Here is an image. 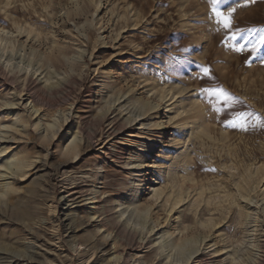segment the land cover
<instances>
[{"label": "rangeland", "instance_id": "374dc122", "mask_svg": "<svg viewBox=\"0 0 264 264\" xmlns=\"http://www.w3.org/2000/svg\"><path fill=\"white\" fill-rule=\"evenodd\" d=\"M226 5L236 9L232 30L264 28V0ZM218 28L208 0H0V132L11 136L9 155L18 151L33 162L13 181L14 190L0 195L1 264H114L119 253L124 264H205L195 249L223 247L221 264L233 254L243 258L239 264H251L264 229V128L241 131L225 121L240 111L264 117V64L259 54L233 51L230 33ZM30 75L37 86L27 84ZM9 76L14 85L4 80ZM217 86L242 103L214 112L213 98L202 89ZM17 95L29 109L16 110L24 114L23 128L7 104ZM32 107L38 111L29 116ZM155 110L165 139L147 152L144 137L161 132L146 129L155 128ZM37 114L43 126L52 125L54 137L36 129ZM66 115L89 138L76 157L60 153ZM184 122L189 127L181 137ZM111 143L126 150L111 158ZM7 153L0 156V174ZM130 154L135 159L125 170ZM144 159L153 167L142 173L145 185L130 202L124 194L137 183ZM39 160L48 165L44 175ZM63 162L67 183L111 191L112 214L135 232V241L101 239L105 226L98 230L101 216L93 212L106 195L66 198L65 176L56 169ZM30 189L37 195L27 218L20 213Z\"/></svg>", "mask_w": 264, "mask_h": 264}, {"label": "bare ground", "instance_id": "6f19581e", "mask_svg": "<svg viewBox=\"0 0 264 264\" xmlns=\"http://www.w3.org/2000/svg\"><path fill=\"white\" fill-rule=\"evenodd\" d=\"M32 75L29 76V79L28 80V83L29 86L30 85H33L34 87L37 86L38 82H37V79H33L31 77ZM104 77L101 78L99 81L100 82H105L104 81ZM4 80H7L10 84L14 85V76H9L8 78L4 79ZM106 80V79H105ZM102 84V83H101ZM104 84V83H103ZM102 84V85H103ZM50 85V84H49ZM100 84H97V87L99 86ZM58 86V85H57ZM61 86V85H60ZM39 87V86H38ZM54 88V87H53ZM32 89V88H31ZM34 89V88H33ZM37 89V88H36ZM30 90V88H29ZM28 90V91H29ZM49 90V89H47ZM36 91V90H35ZM41 92V91H40ZM50 92V90H49ZM167 91L166 90H163V94H165ZM38 93V91L36 92ZM35 93V95H36ZM47 93V91H46ZM31 94V93H30ZM42 94V93H41ZM39 96V94H38ZM42 96V95H41ZM29 97H32V96H29ZM21 96L20 95H17L16 97H13V99H11L10 101H8L7 104H9L10 108L12 109L11 112H14L16 110L18 111H23L25 113L28 112L29 109H26V104L22 106V103H21ZM35 98V97H34ZM34 98H31V102H33V105L35 103H37ZM36 105V104H35ZM155 107L151 108L154 110ZM38 110L35 109L34 107H32L31 111L29 112V116L30 115H33L37 112ZM155 110V117L153 118L154 120V124H152V126L154 125L155 128H146L148 130V133H150V131L153 129H159L161 132L157 135H155L154 137H149V135H146L144 137L145 139V142H149L150 144L148 145L149 148H147V152H150L152 150V147L158 143H163L165 137H164V121L163 119L161 118V115L159 114V112ZM174 111V115L173 117H176L178 114H179V111H180V106H179V103L174 107L173 109ZM204 112V111H203ZM203 114V113H202ZM15 115V119L19 121V125L24 126V119H23V115L22 113H18L16 111V113L14 114ZM72 115V114H71ZM39 116V114L36 115V118ZM198 116V115H196ZM72 117V116H71ZM77 117V116H76ZM75 117V118H76ZM200 117V116H198ZM69 118V116H64L63 117V120H61V125L59 128H62L63 125H69V129L67 131V133L65 134V136L62 137L63 141L60 143V153L63 157H66L67 155H73V157H76L77 155V152L78 150H82L83 149V146L86 142V140H88L89 138L85 137V135L83 136L84 133H82V130L80 129V123L79 121H74L72 123H69L67 122V119ZM197 118V117H196ZM206 118V117H205ZM72 119V118H71ZM40 118L35 121L36 123L34 124L36 126V129H41L42 128V131L43 133L45 134V136H47L48 138H52L54 137V135H56V131H52L51 126L52 125H45L43 126L41 123H40ZM81 120V119H80ZM197 120V119H196ZM201 120V125L204 124L206 122V120L204 119H199ZM27 121V120H26ZM55 123V122H54ZM196 123V122H195ZM198 123V121H197ZM208 123V122H207ZM206 123V124H207ZM56 124H57V121H56ZM55 124V125H56ZM147 124V123H146ZM189 123H186L184 122V125L178 129V132L180 135L178 136H184V133H185V130L187 128V126L189 127L188 125ZM115 125V124H114ZM120 130L123 129L124 127H126V124L124 121L120 122ZM118 125V126H119ZM198 125V124H196ZM27 126V125H26ZM58 126V125H57ZM54 128V127H53ZM82 128V126H81ZM118 128V127H117ZM205 130L208 131V127L207 126H204ZM188 129V128H187ZM56 130V129H55ZM116 130V129H115ZM120 130L118 129V131L120 132ZM197 130V129H196ZM10 132V131H9ZM117 132V131H115ZM111 135V134H110ZM43 136V135H42ZM175 138V137H174ZM12 139H11V136L10 135H7V131L4 132V133H1L0 132V156L2 153L8 151V153L6 155H9V153L11 152V146L10 145H7L9 142H11ZM112 141V140H111ZM126 149L123 147V146H119V145H116V144H112L111 143V147L109 148L108 150V153L109 156L112 157H117L118 155L120 156V154H122V151H125ZM128 154V153H127ZM160 154V153H159ZM135 155L136 154H130L128 156V159L126 161V163L124 164V169L125 170H130L131 168V164L133 163L134 159H135ZM45 160V159H44ZM32 161L28 160L26 157H18V151H15L13 152L12 154H10L9 156H6V158L4 159L3 163L1 164V166L4 167V170L3 172L0 174V178H1V182H0V195H5L7 192L9 191H12L14 190L13 186H12V183L14 180H18V179H21L23 177H25V175L27 174V171L31 165H32ZM161 165V164H160ZM163 165V164H162ZM48 165H46V162L43 161V160H39V166L38 168H41V171H43V175L46 173V170H47V167ZM153 167L152 163L150 160H145L141 163V168L139 169V178L137 180V183L133 186V188H131L129 190V192L125 193L124 195H128L129 196V201L132 202V200L134 201L137 196L139 195V192L141 190V186L145 185V174H142L143 172H145L146 170H148L149 168ZM67 168L66 166V163H61L58 167H56V169H58L60 172H61V175L62 176H65V169ZM159 173L162 172V166H160L159 168ZM127 172V171H126ZM129 172V171H128ZM58 173V172H57ZM58 175V174H57ZM160 175V174H159ZM68 176V175H66ZM66 176L62 178L61 180V183L63 184L62 187H64V192L67 194L66 198H70V199H73L75 195H79V196H82V195H87V194H92L94 195L95 199L96 198H100L99 195H106L104 198L102 199H99L100 200V205L98 207V210L93 212L94 214L97 212L98 213V217L101 216V219H100V226L98 227V230L102 227V226H105V229H104V232L101 233V239L103 240H111V241H119V237L121 236H127L130 240L129 242H132L134 240V237H135V232L128 229L124 224H120L118 219H115V217L113 216V212H112V209L114 208V206H112L111 202L113 201L112 198L110 197V195H113L110 192L108 191H105V190H101L99 192V194H97L96 191H89L87 192L88 190L82 188V187H79L78 185L74 184L75 182L74 181H69L67 183L68 180H66ZM189 178V177H188ZM10 179V181H9ZM205 179V178H204ZM207 179V178H206ZM211 180V179H210ZM242 180V179H240ZM190 181V180H188ZM192 181H195L194 178H192ZM206 181V180H205ZM212 181V180H211ZM201 182V180H200ZM213 182V181H212ZM209 183V182H208ZM64 184H74L73 186H70L69 188H66L64 186ZM199 184V183H198ZM201 184V183H200ZM199 184V186H200ZM205 184V183H204ZM192 185V184H191ZM206 185V184H205ZM211 184H209V188L212 189V187L210 186ZM214 185V184H213ZM212 185V186H213ZM222 185H220L221 187ZM202 187V186H201ZM200 187V188H201ZM206 187V186H205ZM215 186H213L214 188ZM217 187V186H216ZM215 187V188H216ZM193 188V187H192ZM194 189V188H193ZM206 189V188H205ZM208 189V188H207ZM219 189V188H218ZM182 190V189H181ZM195 190V189H194ZM197 190V189H196ZM204 191V189H203ZM248 191V190H247ZM142 192V191H141ZM238 192L240 193V195L244 192V188L242 186H238ZM163 193V192H162ZM202 194V192H201ZM246 194V192L244 193ZM29 197L28 199L26 200V202L22 205V208L23 210H21V215L23 217H29L30 216V213H29V204L30 202L33 200V198L37 195V190L35 189H30L29 191ZM171 196V194H170ZM180 196H181V193H180ZM77 198V197H76ZM171 198V197H170ZM138 199V198H137ZM98 200V199H97ZM112 200V201H111ZM116 200V199H115ZM122 198L121 199H118L117 200V204H113L115 206H119L122 204L121 202ZM166 200V199H165ZM111 201V202H110ZM116 202V201H114ZM125 202V201H124ZM134 203V202H133ZM128 204V203H127ZM130 204V203H129ZM127 208V206H126ZM244 211V210H242ZM109 212V213H108ZM123 212V211H122ZM125 212V211H124ZM244 213V212H243ZM122 215V213H120ZM93 215V214H92ZM120 215V216H121ZM244 216V214H242V212H240V216ZM251 215V214H250ZM90 216V215H88ZM91 217V216H90ZM93 217V216H92ZM95 217V215H94ZM118 217V216H117ZM248 217V216H247ZM251 218V217H250ZM249 218V219H250ZM240 220L242 221V219L240 218ZM245 221V220H244ZM249 221V220H248ZM246 223V222H245ZM213 225V224H212ZM182 226V225H181ZM214 226V225H213ZM243 226V225H242ZM190 229V227H183L182 228V231L184 232H187L188 230ZM248 229V228H247ZM101 230V229H100ZM99 230V231H100ZM103 230V229H102ZM260 230V229H259ZM107 231V232H106ZM102 232V231H101ZM100 233V232H99ZM112 235V236H111ZM251 235V234H250ZM110 236V237H109ZM222 237V236H221ZM92 238V237H91ZM124 239V238H123ZM222 239V238H221ZM223 240V239H222ZM135 241V240H134ZM165 241V240H164ZM137 242V241H136ZM135 242V243H136ZM179 243V242H178ZM216 243V242H215ZM255 246V249H257L258 251V254L256 252V255L254 254L253 255V261L250 262L251 264H264V229H261L260 230V233H259V236L256 240V243L253 244ZM250 246V244L248 245ZM224 248V247H223ZM223 248L221 249H217V250H214V252H211V253H207V252H204L203 250H200L199 249H195L192 253H197V255L195 256V258H198L200 259L202 262H204L205 264H214V263H224L223 261L225 260V258H222L220 255H223V252H220L223 250ZM231 251V250H230ZM236 252V251H235ZM240 252V251H239ZM124 254L122 253H119L118 255H114L113 258L114 260L116 261L114 264H124V261H125V257H123ZM228 255V254H227ZM243 255V254H242ZM241 255V256H242ZM126 256V255H125ZM173 256V254H172ZM246 257V256H245ZM125 258V259H124ZM192 258V257H191ZM172 259V258H171ZM243 259V258H242ZM241 259V260H242ZM110 260V259H109ZM112 260V259H111ZM240 257L238 255H234L233 254V258L232 260H230L227 264H239L240 263ZM158 261V259H157ZM245 261V260H244ZM201 262V263H202ZM243 262V260H242ZM241 262V263H242ZM185 263V262H184ZM246 263V262H245ZM1 264V263H0ZM154 264H159L157 262H154Z\"/></svg>", "mask_w": 264, "mask_h": 264}, {"label": "snow or ice", "instance_id": "6c2138e0", "mask_svg": "<svg viewBox=\"0 0 264 264\" xmlns=\"http://www.w3.org/2000/svg\"><path fill=\"white\" fill-rule=\"evenodd\" d=\"M211 8V17H214L215 23L219 26L218 30L223 29L230 33L228 39L232 41L228 45L235 52L249 51L253 57L259 54V59L264 64V28L256 29L250 28L246 31L239 28L232 30V16L235 12L234 7H228L226 0H208ZM249 3H254L255 0H248ZM227 8L226 11L222 10ZM200 72L204 76L210 77V69L203 67ZM211 78V77H210ZM208 97L210 106L217 114L232 109L235 105L242 103L238 97L229 93L223 87H213L202 89ZM228 127L239 129L241 131H248L249 128H264V117L255 114L252 111H240L232 114V118L225 121Z\"/></svg>", "mask_w": 264, "mask_h": 264}]
</instances>
